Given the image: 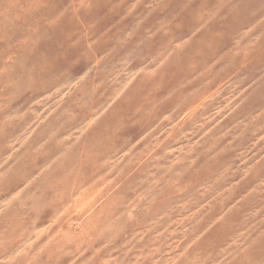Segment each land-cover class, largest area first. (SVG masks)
Wrapping results in <instances>:
<instances>
[{"label": "rangeland", "instance_id": "rangeland-1", "mask_svg": "<svg viewBox=\"0 0 264 264\" xmlns=\"http://www.w3.org/2000/svg\"><path fill=\"white\" fill-rule=\"evenodd\" d=\"M0 264H264V0H0Z\"/></svg>", "mask_w": 264, "mask_h": 264}, {"label": "bare ground", "instance_id": "bare-ground-1", "mask_svg": "<svg viewBox=\"0 0 264 264\" xmlns=\"http://www.w3.org/2000/svg\"><path fill=\"white\" fill-rule=\"evenodd\" d=\"M41 75V74H40ZM186 90V89H185ZM39 92V91H38ZM179 93H181V92H179ZM187 93H188V91H187ZM184 94V93H183ZM196 94V93H195ZM185 96V95H184ZM196 100V97H190V96H188V97H183V95L180 97V101H181V103H183L184 104V106L185 105H188V104H190L191 102H194ZM178 103L179 104H181L179 101H178ZM182 105V104H181ZM74 200V199H73ZM3 235H5L6 236V234H3Z\"/></svg>", "mask_w": 264, "mask_h": 264}]
</instances>
